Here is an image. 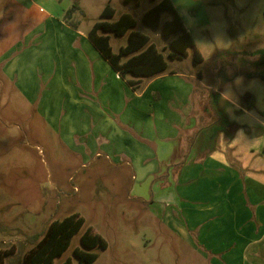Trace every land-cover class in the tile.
<instances>
[{
    "label": "crops",
    "instance_id": "obj_1",
    "mask_svg": "<svg viewBox=\"0 0 264 264\" xmlns=\"http://www.w3.org/2000/svg\"><path fill=\"white\" fill-rule=\"evenodd\" d=\"M170 1L192 36L203 23L180 0ZM72 6L70 0H0L1 83L28 99L43 87L38 110L63 146L89 162L129 167L139 183L129 196L158 209L169 236L196 255L186 264H264V81L238 76L222 86L247 80L238 98L221 90L223 112L239 129L231 139L219 133L206 154L212 146L198 142L184 75L170 70L130 86L91 42V28L64 21ZM238 24L233 36L222 33L225 44L216 50L229 49L233 38L257 42L254 36L263 33L252 29L250 11Z\"/></svg>",
    "mask_w": 264,
    "mask_h": 264
},
{
    "label": "rangeland",
    "instance_id": "obj_2",
    "mask_svg": "<svg viewBox=\"0 0 264 264\" xmlns=\"http://www.w3.org/2000/svg\"><path fill=\"white\" fill-rule=\"evenodd\" d=\"M70 1L80 7L72 19L81 22L83 31L100 20L101 11L110 4L116 10L110 20L129 13L138 22L136 30L149 35L161 51L168 44L159 31L141 23L142 14L153 6L149 0H131L127 4L124 0ZM178 4L189 8V14L203 23L190 32L207 62L213 60L217 51L215 44H225L222 33L233 36L229 32L231 27L240 30L238 22L243 11H250L252 29L259 28L263 32L261 36H254L258 37L256 40L264 39V15L261 14L264 0H180ZM166 19H170L169 13L162 14V20ZM216 22L222 28L219 29ZM242 34L243 31L237 35ZM109 35L114 52L127 45V35ZM192 57L193 50L189 49L182 60L168 63L169 71L183 74L180 78L195 91L201 83L191 76H196L199 68L204 72L208 68L206 64L195 67ZM143 80L147 82L148 78ZM207 83L209 80L203 82ZM259 83L264 86V82ZM246 85L247 80L239 77L222 90L238 98L244 94ZM42 89L37 88L36 98L28 99L10 83L0 81V249L15 252L7 258L6 264H23L24 253L33 246L28 238L43 234L51 221L73 213L85 219L84 229L92 227L107 243L104 251L92 250L99 254L93 264H186L188 259L196 258L178 238L169 236L170 232L155 215L157 208L149 209L129 196L134 183L137 188L139 185L129 167L115 168L104 160L89 162L59 142L38 110ZM255 93L258 97L256 89ZM77 247H81L80 233L53 264L73 258Z\"/></svg>",
    "mask_w": 264,
    "mask_h": 264
},
{
    "label": "trees",
    "instance_id": "obj_3",
    "mask_svg": "<svg viewBox=\"0 0 264 264\" xmlns=\"http://www.w3.org/2000/svg\"><path fill=\"white\" fill-rule=\"evenodd\" d=\"M130 1L124 0L126 4ZM149 1L153 6L142 14L141 23L151 30L159 31L163 40L168 42L163 51L151 41L149 35L136 30L138 22L131 14L122 13L116 20H110L116 15V10L110 4L103 8L101 19L93 24L88 37L115 71L132 87H136L143 78L173 73L169 71L168 61L182 60L187 56L188 50L192 49L194 66L206 64L208 68L207 72L199 68L196 76L203 82L209 80V84H200L192 95L199 120L198 142L203 148L212 146L205 151L209 154L219 133H224L231 139L239 129L223 112L222 86L238 76L264 81V39L246 45H240L237 39H233L229 49L215 51L213 60L207 62L171 1ZM135 6H138L137 2ZM79 10L77 5H73L65 12L64 21L73 28H77L78 23L73 21L72 16ZM163 13H169L170 19L162 20ZM109 34L117 37L127 35V45L114 52ZM84 225L85 219L78 213L51 221L43 234L28 238L33 246L24 253L23 264H53L57 257L63 256L69 249L73 237L78 233L81 247L73 250V258L68 257L61 264H93L99 254L92 250L104 251L107 243L92 227L84 229ZM14 253V249H0V264H6L7 258Z\"/></svg>",
    "mask_w": 264,
    "mask_h": 264
}]
</instances>
